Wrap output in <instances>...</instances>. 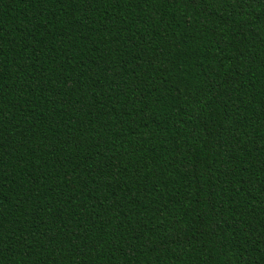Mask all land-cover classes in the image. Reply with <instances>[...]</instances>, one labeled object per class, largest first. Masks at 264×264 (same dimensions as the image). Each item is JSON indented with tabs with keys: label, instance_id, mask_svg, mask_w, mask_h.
<instances>
[{
	"label": "trees",
	"instance_id": "obj_1",
	"mask_svg": "<svg viewBox=\"0 0 264 264\" xmlns=\"http://www.w3.org/2000/svg\"><path fill=\"white\" fill-rule=\"evenodd\" d=\"M0 264H264V0H0Z\"/></svg>",
	"mask_w": 264,
	"mask_h": 264
}]
</instances>
